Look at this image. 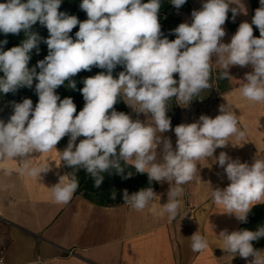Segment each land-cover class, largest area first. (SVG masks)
I'll return each mask as SVG.
<instances>
[{"label": "clouds", "instance_id": "obj_1", "mask_svg": "<svg viewBox=\"0 0 264 264\" xmlns=\"http://www.w3.org/2000/svg\"><path fill=\"white\" fill-rule=\"evenodd\" d=\"M61 3L62 0L0 3V32L18 35L23 31L26 37L19 46L0 50V72L4 74L0 77V93L31 88L34 78L38 81L35 107L28 98L12 102L13 114L7 122L0 119V160L19 161L22 175L40 180L41 173L48 172L50 166L31 164L33 154L58 152L60 162L70 167L72 174L61 176L50 188L57 204L71 201L79 187L78 171L84 170L99 188L104 173H123V162L137 173H146L149 183L170 184L161 210L171 220L182 207V186L200 179L198 162L211 158L230 181L223 189L211 187L213 204L222 207L223 213L246 222L252 207L264 203V159L256 157L249 165L223 151L214 156L216 149L231 143L230 138L244 141L247 128L239 126L236 112L228 104H221L215 118L201 115L197 122L177 125L175 149L171 139L162 134L171 130L167 110L172 98L187 105L211 87L213 56L222 69L219 79L233 78L229 74L232 66L250 65L253 71L245 73L240 94L248 101L264 103V0H260L252 23H240L230 43L222 42L226 35L222 26L229 11L233 21L238 14H247L241 0H206L201 10L191 13L190 24L181 23L173 30L176 38L171 41L162 38L158 19L161 0H82L80 8L88 17L83 22L58 11ZM171 3L179 9L186 0ZM231 4L237 7L230 8ZM37 22L48 30L49 38L43 42L49 51L30 69V54L33 49L39 51L42 39L32 31ZM77 25L79 31L74 40L69 33ZM252 25L259 29V38L254 37ZM4 44L7 40L0 41V48ZM118 65L124 71L114 78ZM93 66L106 71L83 80L80 92L85 105L76 114L73 99H61L56 89L68 81L75 90L76 83L71 78L82 70L91 71ZM177 73L178 81L174 79ZM121 99L137 116L143 114L146 119L134 120L129 114L116 111L114 105ZM65 136L69 137L68 144L58 151L56 145ZM79 137L84 138L77 143ZM131 175L128 173L125 178ZM116 195L110 193L112 199ZM156 195L151 186L131 195L125 189L122 200L139 212L148 208ZM219 237L224 252L246 260L252 257L249 264H264V249H256L252 243L264 238V226L255 231L224 230ZM190 239L193 252L209 247L207 238L198 232Z\"/></svg>", "mask_w": 264, "mask_h": 264}, {"label": "crops", "instance_id": "obj_2", "mask_svg": "<svg viewBox=\"0 0 264 264\" xmlns=\"http://www.w3.org/2000/svg\"><path fill=\"white\" fill-rule=\"evenodd\" d=\"M243 80L230 81L229 92L210 112L195 109L183 113L180 119L181 124H189L201 115L215 118L220 114L219 106L228 104L238 115L239 126H246L247 135L244 141L230 138L234 146L229 143L218 148L214 156L223 151L251 165L256 157L264 159V103L241 96ZM175 127L162 134L171 139L173 149ZM68 140L66 136L64 145L58 143L56 149L63 151ZM33 156L31 164L50 166L40 180L22 175L19 161L0 160V255L3 251L5 264H249L252 259L221 249L220 232L238 231L240 221L223 213V208L211 200V187L223 189L230 183L223 168L211 158L198 162L200 179L182 186V207L170 220L161 210L170 189L167 182L159 183L154 201L139 212L125 203L100 206L77 193L69 203L57 204L50 188L69 174L67 166L55 150ZM196 232L209 242V247L199 253L191 249L190 237Z\"/></svg>", "mask_w": 264, "mask_h": 264}, {"label": "trees", "instance_id": "obj_3", "mask_svg": "<svg viewBox=\"0 0 264 264\" xmlns=\"http://www.w3.org/2000/svg\"><path fill=\"white\" fill-rule=\"evenodd\" d=\"M7 0H0V3H6ZM26 2V0H23ZM82 0H62L61 6L58 9L60 12H64L68 15H74L78 18L79 21L83 22L88 19L85 11L81 10L80 4ZM149 0H142V3H147ZM251 6V15L252 17L255 14V10L260 7V0H249ZM192 9V4L190 0H186V3L181 6L179 9L175 8L171 0H161V7L158 13L159 23L161 25L162 38L167 37L170 41L176 38L173 30L182 23V20L176 15V11L180 10L182 12L189 13ZM240 23L236 20L233 21V18L228 14L227 19V27L228 29L236 33ZM253 27V35L256 38H259L260 33L259 29L252 25ZM32 31L39 34L42 38L39 43V51L33 49L31 52V59L29 61L28 67L31 69L36 67L37 62L43 60L48 55V48L46 43L43 41L49 38V33L46 27L40 25L37 22L32 27ZM79 31V25H77L69 35L75 40V33ZM26 39L25 34L21 31L18 35L15 34H7L0 32V41L7 40V44H4L0 50L7 51L14 46L21 45L22 41ZM37 72L40 69L36 68ZM221 68H213L211 71V79L209 82L213 83L212 88L216 89L220 94H224L229 92L230 90V79H219V73ZM106 71L104 69H100L98 67L93 66L91 71L82 70L76 76L71 79L76 83V89H72L69 87L68 81H65L64 85H61L56 89V93L60 96L61 99L66 97H71L73 99L74 104L76 105L77 112L81 111L85 105L84 98L80 89L83 88V80L87 77L95 76L96 74ZM124 71L123 66H117L113 71L114 78H118L119 72ZM3 73L0 72V77H3ZM174 79L178 81L179 75L174 74ZM38 81L34 78L33 85L31 88L22 87L19 88L15 93H0V119L7 122L10 116L13 114L12 102L20 103L25 98L31 99L33 102V108L38 103V95L35 92V85ZM174 107L178 109V105L176 104V98H172ZM114 108L118 112H124L129 114V108L127 104L121 99L115 105ZM75 115V114H74ZM171 119V128L180 125L181 119L179 115H172L171 113L167 114ZM84 138V137H83ZM66 142V136L62 138L59 144L64 145ZM122 167L124 169L123 173H117L115 170L104 173L103 182L99 188L94 186V180L85 173L84 170H80L76 173L79 187L75 191V194H82L86 199L92 201L93 203L100 206H114L119 205V203H124L122 200L123 190L127 189L128 193L131 195L134 192L139 191L140 189L152 187L154 192L157 190L159 183L153 181L149 183V179L146 173L140 174L137 173L134 167L130 165H125L121 162ZM69 177L71 176L72 169L67 166ZM128 173H132L130 178H125ZM116 192V199H112L110 197V193ZM264 226V203L257 204L252 207L251 211L248 213L247 221L241 222L239 224L238 231L247 229L251 231H255L258 227ZM253 247L256 249H262L264 247V238H261L258 241H253ZM243 264V263H241Z\"/></svg>", "mask_w": 264, "mask_h": 264}, {"label": "rangeland", "instance_id": "obj_4", "mask_svg": "<svg viewBox=\"0 0 264 264\" xmlns=\"http://www.w3.org/2000/svg\"><path fill=\"white\" fill-rule=\"evenodd\" d=\"M192 4V9L189 13L182 12L180 10L176 11V15L182 20V23L187 22L191 23L192 21V16L191 13L196 10L199 11L202 9L203 3L206 2V0H190ZM241 3L244 5V7L247 10V14L245 15L244 13H240L235 17V20L238 21L239 23L242 22H248L249 24L252 23V15H251V6L249 0H241ZM230 8L237 7L235 4H231L229 6ZM228 14L232 17L231 11L228 12ZM225 29L226 35L222 38L223 43H230L232 36L235 34L231 32L228 27H227V20L225 24L222 26ZM217 60L216 56L212 57V63H213V68H220L219 64H215ZM253 69L249 65L244 69L243 71H240V69L237 66H232L229 69V74L233 77L230 79L231 82L237 83L240 80H242L245 76V73L252 72ZM211 84V87L208 89L202 90L199 95L195 96L187 105H183L182 102H179L176 99V104L178 105V109L174 107L173 102L170 100L169 101V107L167 110V114L171 113L172 115H182L183 113L187 114L188 111L192 113L195 109L197 112H210L212 107L215 106L221 99V97L227 93L220 94L216 89H213V83L209 82ZM128 106V105H127ZM129 108V113L132 119H137L139 118L141 121H144L146 117L143 114H140L137 116L135 112L128 106Z\"/></svg>", "mask_w": 264, "mask_h": 264}, {"label": "built area", "instance_id": "obj_5", "mask_svg": "<svg viewBox=\"0 0 264 264\" xmlns=\"http://www.w3.org/2000/svg\"><path fill=\"white\" fill-rule=\"evenodd\" d=\"M0 261H2V264H5V259H4V253H3V251H1Z\"/></svg>", "mask_w": 264, "mask_h": 264}]
</instances>
